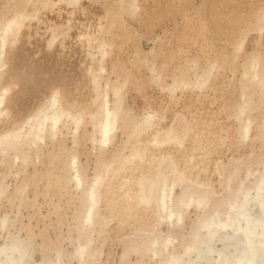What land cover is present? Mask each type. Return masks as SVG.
Segmentation results:
<instances>
[{"label":"bare ground","instance_id":"1","mask_svg":"<svg viewBox=\"0 0 264 264\" xmlns=\"http://www.w3.org/2000/svg\"><path fill=\"white\" fill-rule=\"evenodd\" d=\"M0 264H264V0H0Z\"/></svg>","mask_w":264,"mask_h":264}]
</instances>
